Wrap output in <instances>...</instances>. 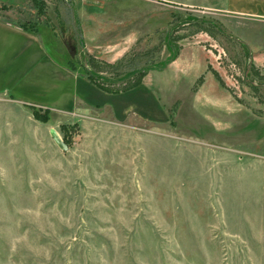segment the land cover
Returning a JSON list of instances; mask_svg holds the SVG:
<instances>
[{"label":"rangeland","instance_id":"1","mask_svg":"<svg viewBox=\"0 0 264 264\" xmlns=\"http://www.w3.org/2000/svg\"><path fill=\"white\" fill-rule=\"evenodd\" d=\"M165 14L162 28H135L124 55L164 59L155 34L175 15L176 59L195 66L177 80L176 59L146 73L147 86L164 87L161 118L149 120L116 116L65 73L67 60L79 73L85 65L67 0H0V264H264V71L215 27L184 22L212 21L247 46L258 24L169 3ZM9 24L53 28L62 43L43 27L40 49ZM205 75L223 89L208 103L195 95Z\"/></svg>","mask_w":264,"mask_h":264},{"label":"crops","instance_id":"2","mask_svg":"<svg viewBox=\"0 0 264 264\" xmlns=\"http://www.w3.org/2000/svg\"><path fill=\"white\" fill-rule=\"evenodd\" d=\"M68 8L72 12L74 28L78 31V38L84 45L87 55L96 60L115 62L119 60L131 47L140 33L135 28H162L166 25V6L169 3L186 9L200 8L217 14H224L228 17L239 18L245 21L258 24V36L254 43L247 42L252 66L257 70L264 71V0H67ZM261 2V3H259ZM163 18L160 20V14ZM157 14V15H156ZM162 21V23H160ZM14 31L25 36L29 40L39 42L43 48L44 40L38 37V31L43 27L50 30L51 39L62 43V37L56 36L53 28L39 26L38 29L28 30L15 25H8ZM247 40V39H246ZM245 44V43H244ZM250 48V49H249ZM172 63L176 80L188 76V71L193 72L195 62L192 57L183 56ZM69 55V53H68ZM65 73L72 76L76 81L84 83L91 91L95 99L99 101L103 96L106 102L103 106L110 107L116 116L138 115L144 119L161 118L162 105L159 94L164 87L147 86L151 74L146 75L141 84L120 94H107L94 85L84 76L79 69L72 71L69 68V61L65 62ZM198 70V69H197ZM202 70L196 71L200 74ZM168 72H170L168 70ZM194 75V74H193ZM184 76V77H183ZM173 80V79H171ZM90 84V85H89ZM172 84L173 81H172ZM92 86V87H91ZM98 90V91H97ZM178 92V87L175 88ZM196 98L205 99L210 102L213 96L211 93L223 92L210 75H205L204 83L196 90ZM176 92V93H177ZM219 93V92H218ZM161 94V93H160ZM202 96V97H201ZM88 99V98H87ZM86 98L81 102L88 108H97L102 105L88 102ZM87 101V102H86ZM104 101V100H103ZM88 103V104H87ZM223 109V108H222ZM164 116V112L162 113ZM159 120V119H158ZM256 155V154H253ZM256 157V156H254ZM258 214H264V134H258ZM259 217V216H258ZM264 221V220H263Z\"/></svg>","mask_w":264,"mask_h":264},{"label":"trees","instance_id":"3","mask_svg":"<svg viewBox=\"0 0 264 264\" xmlns=\"http://www.w3.org/2000/svg\"><path fill=\"white\" fill-rule=\"evenodd\" d=\"M174 18L176 19L175 15H172V22L169 24V31L164 29L162 30V32H158L155 34L157 35L156 38L158 42L162 40V44L165 46L166 51L168 52L167 56L164 59H159L155 63H153L148 57L152 49H147L145 53L141 54L140 51L136 53L135 47L134 51L129 55H124V57H122L114 65H109L103 63L101 60L97 61L96 59L84 53L85 65L81 68L82 73L92 85L107 94H120L138 87L148 71L162 70L167 66V64L173 62L177 58L180 47L177 46L176 42L181 40L182 37L173 36L172 33L173 30H175L177 27L182 26L183 21L175 22ZM184 23H187L192 27H199V25L201 24H209L211 27H215L216 30L220 34H224L228 40H232L238 43L247 52L246 60L249 61L250 53L247 46L242 41L230 37V35L226 34L223 29L214 25L212 21L187 19ZM146 41L147 39H144L139 40L136 43L139 46V44L141 43L144 45ZM159 48L161 50V44ZM97 65H105L106 67L114 69L115 71H112L106 75L95 70V66ZM70 69L72 71L75 70L73 66H70Z\"/></svg>","mask_w":264,"mask_h":264},{"label":"water","instance_id":"4","mask_svg":"<svg viewBox=\"0 0 264 264\" xmlns=\"http://www.w3.org/2000/svg\"><path fill=\"white\" fill-rule=\"evenodd\" d=\"M52 138L54 139V141L59 145V146H62V143H61V141L59 140V138L57 137V135L54 133V132H52Z\"/></svg>","mask_w":264,"mask_h":264}]
</instances>
